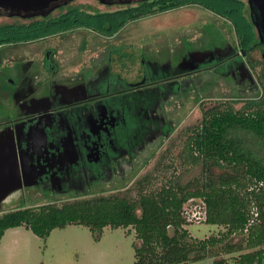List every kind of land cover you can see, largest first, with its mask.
I'll return each instance as SVG.
<instances>
[{"label": "flooded vegetation", "instance_id": "obj_1", "mask_svg": "<svg viewBox=\"0 0 264 264\" xmlns=\"http://www.w3.org/2000/svg\"><path fill=\"white\" fill-rule=\"evenodd\" d=\"M61 8L49 16H56ZM39 18L43 17L13 23ZM128 24L110 35L80 27L42 39L0 41V135L13 138L26 182L36 176L34 184L23 185L21 191L35 189L55 196L85 193L92 185L114 178L122 163L132 162L146 146L168 139L175 113L167 112V107L188 92L197 100L199 86L206 91L203 86L208 82L212 89L218 79L237 91L252 88L244 60L252 46H258L262 59L256 27L246 47L237 35L235 45L222 32L210 39L211 27L200 35L205 43L191 37L186 41L191 48L174 53V61L160 55L136 61L133 49L146 45L117 38ZM79 29H84L86 39L72 62L76 68L69 71L48 39ZM90 32L103 39L91 55L86 52ZM248 62L253 65L249 58ZM4 67L8 72L1 75Z\"/></svg>", "mask_w": 264, "mask_h": 264}, {"label": "trees", "instance_id": "obj_2", "mask_svg": "<svg viewBox=\"0 0 264 264\" xmlns=\"http://www.w3.org/2000/svg\"><path fill=\"white\" fill-rule=\"evenodd\" d=\"M243 4L147 0L107 12L69 5L53 17L0 25V41L42 39L80 27L110 35L139 19L196 5L226 19L246 47L254 31L252 19L242 14ZM244 107L206 110L200 125L188 129L178 158L183 168L200 167L199 178L181 184L173 177L157 186L153 174H148L135 182L134 193L124 196L80 193L83 198L61 204H24L0 214V242L7 230L18 227L42 240L70 225L87 227L98 237L104 228H123L135 234L132 264H185L207 258L228 264L216 259L221 255H231L236 264H264V96L248 100ZM164 159L156 166L161 167ZM159 167L156 171L168 172L171 165ZM191 199L203 203L204 223L221 228L217 234L204 239L190 235L183 206Z\"/></svg>", "mask_w": 264, "mask_h": 264}, {"label": "rangeland", "instance_id": "obj_3", "mask_svg": "<svg viewBox=\"0 0 264 264\" xmlns=\"http://www.w3.org/2000/svg\"><path fill=\"white\" fill-rule=\"evenodd\" d=\"M241 1H244L242 14L248 18L247 0ZM72 5L80 6L83 10L88 11H114L123 7L122 5H101L96 0H75ZM13 22L20 21L8 17L0 18V24ZM211 27L212 30L208 33L210 39L215 40L216 35L222 32L228 38L229 43L235 45L237 36L232 32V28L229 30L226 21L213 12L194 5L129 23L117 38L120 41L140 44V47L146 45L142 50L133 49L136 61L142 58L154 60L157 55L164 58L170 57L174 61V53L191 48L186 42L191 37L198 38V42L196 41L198 44L205 43V37L201 38L200 35ZM90 34L92 37L88 39V44H90L89 49L91 51L86 48V52H90L91 55V52L96 53V49H93L97 46L96 43L103 39H98L94 32H90ZM85 39L84 29H79L66 35L48 39V44L50 43L59 49L60 64L69 71H74L72 68L76 67L73 66L75 63L72 62H74L77 51ZM123 49L126 48L123 47ZM250 51L251 54L248 53L244 61L251 75L252 88L244 87L237 91L231 83L218 79L212 84V89L208 82H204L206 86H203L206 91L200 90L199 86L197 100L194 93L188 92L186 97L180 98L179 103H176V100L167 107V112L175 113L173 120L171 119L174 130L168 139L161 144L155 143L146 146L145 150L140 152L132 162L122 163L124 166L119 169L118 174H114V178L92 185L85 193H89V195L118 194L120 196L132 194L135 182L148 174H153L157 186L173 177L181 184H187L199 178L201 168H183L178 154L182 149L183 141L189 134L188 129L200 125L202 110H210V108L218 105L221 109H226L230 105L238 111L245 108L248 100L253 98L256 100L264 96V64L258 46H252ZM90 55L88 58L91 57ZM248 58L253 62V65L248 62ZM7 72L5 67L1 68V75ZM162 156L166 158L163 165H171L168 172L161 171V169L156 171L159 167L156 165ZM163 165L159 168H162ZM172 167L175 168L174 171ZM83 197L80 196V193L55 196L35 189L25 192L19 190L0 204V214L14 210L24 204L37 207L51 202L61 204ZM192 203L197 208L202 206V202L198 199H194ZM185 228L196 239L215 235L221 229L204 222H193ZM134 241L133 230L128 231V229L123 228H104L98 237L87 227L70 225L63 229L53 230L46 240H42L25 227H18L8 230L1 240L0 264H132L134 261ZM231 258V255H221L216 259H224L228 264H236ZM185 264H215V259L207 258Z\"/></svg>", "mask_w": 264, "mask_h": 264}, {"label": "water", "instance_id": "obj_4", "mask_svg": "<svg viewBox=\"0 0 264 264\" xmlns=\"http://www.w3.org/2000/svg\"><path fill=\"white\" fill-rule=\"evenodd\" d=\"M75 0H0V15L14 19H33L37 16L48 17L55 10ZM101 5H131L147 0H96ZM253 26L258 30L262 44L264 61V0H247ZM20 168L13 138L7 134L0 135V204L22 189L23 185L32 186L36 176L26 182Z\"/></svg>", "mask_w": 264, "mask_h": 264}, {"label": "built area", "instance_id": "obj_5", "mask_svg": "<svg viewBox=\"0 0 264 264\" xmlns=\"http://www.w3.org/2000/svg\"><path fill=\"white\" fill-rule=\"evenodd\" d=\"M193 201L194 199H191L183 206V216L185 220L190 224L193 222H204L206 219V212L203 203H201L202 206L197 208V206H193Z\"/></svg>", "mask_w": 264, "mask_h": 264}, {"label": "crops", "instance_id": "obj_6", "mask_svg": "<svg viewBox=\"0 0 264 264\" xmlns=\"http://www.w3.org/2000/svg\"><path fill=\"white\" fill-rule=\"evenodd\" d=\"M9 230H10V229H9ZM7 231H8V230H7ZM7 231H6V232H7ZM6 232H5V233H6ZM5 233H4V234H5ZM3 236H4V235H3ZM2 238H3V237H2ZM1 240H2V239H1ZM0 243H1V242H0Z\"/></svg>", "mask_w": 264, "mask_h": 264}]
</instances>
